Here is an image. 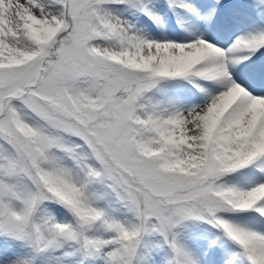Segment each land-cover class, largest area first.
<instances>
[{
  "label": "snow or ice",
  "instance_id": "6c2138e0",
  "mask_svg": "<svg viewBox=\"0 0 264 264\" xmlns=\"http://www.w3.org/2000/svg\"><path fill=\"white\" fill-rule=\"evenodd\" d=\"M0 264H264V0H0Z\"/></svg>",
  "mask_w": 264,
  "mask_h": 264
}]
</instances>
